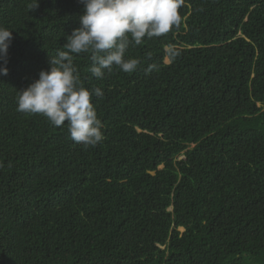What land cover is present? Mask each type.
<instances>
[{"label": "trees", "instance_id": "1", "mask_svg": "<svg viewBox=\"0 0 264 264\" xmlns=\"http://www.w3.org/2000/svg\"><path fill=\"white\" fill-rule=\"evenodd\" d=\"M36 3L0 0V264H264V0H183L179 25L130 44L132 73L97 79L73 53L103 91L94 147L17 110L84 11Z\"/></svg>", "mask_w": 264, "mask_h": 264}, {"label": "clouds", "instance_id": "2", "mask_svg": "<svg viewBox=\"0 0 264 264\" xmlns=\"http://www.w3.org/2000/svg\"><path fill=\"white\" fill-rule=\"evenodd\" d=\"M84 5L80 26L67 35V51L50 56L51 68L41 70L39 78L20 90L17 110L42 114L53 126L67 122L71 139L85 147L103 141V124L91 102L102 97L100 88L89 90L81 85L80 75L73 63V53H91L90 71L103 79L113 66L126 73L134 72L139 61L126 59L130 44L140 45L144 39L168 33L181 22L179 9L183 0H81ZM38 6L33 5V9ZM12 31L0 26V74L7 75V54ZM166 63L171 60L167 56ZM154 66L146 69L151 72Z\"/></svg>", "mask_w": 264, "mask_h": 264}]
</instances>
